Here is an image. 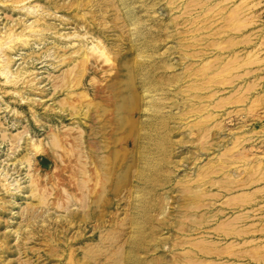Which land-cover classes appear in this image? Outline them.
<instances>
[{"label": "rangeland", "instance_id": "1", "mask_svg": "<svg viewBox=\"0 0 264 264\" xmlns=\"http://www.w3.org/2000/svg\"><path fill=\"white\" fill-rule=\"evenodd\" d=\"M21 1L0 264H264V0Z\"/></svg>", "mask_w": 264, "mask_h": 264}, {"label": "bare ground", "instance_id": "2", "mask_svg": "<svg viewBox=\"0 0 264 264\" xmlns=\"http://www.w3.org/2000/svg\"><path fill=\"white\" fill-rule=\"evenodd\" d=\"M1 1V0H0ZM7 1V0H6ZM21 1V0H20ZM24 1V0H23ZM17 2H18V0H17ZM21 3H22V1H21ZM24 3V2H23ZM30 6H28V8H29ZM37 7V6H36ZM23 8V7H22ZM25 8H26V6H25ZM35 8V7H34ZM24 9V8H23ZM21 10V9H20ZM36 10V9H35ZM38 10V9H37ZM27 11V10H26ZM41 13V12H40ZM29 14V13H28ZM32 14V13H31ZM38 14V13H37ZM34 15V14H33ZM37 19H38V17H37ZM38 21V20H37ZM42 22V21H41ZM43 23V22H42ZM25 30V29H24ZM27 30H25V32H26ZM29 31H30V29H29ZM28 31V32H29ZM38 31V30H37ZM44 32V31H43ZM14 33H15V31H14ZM23 33V32H22ZM27 33V32H26ZM31 33H32V31H31ZM38 33H40V31L38 32ZM48 33H49V30H48ZM10 35V34H9ZM32 35V34H31ZM34 35H35V33H34ZM38 35V34H37ZM36 35V36H37ZM44 35V34H43ZM14 36H15V34H14ZM12 34L10 35V36H8L7 38L8 39H11V40H9V41H13L14 40V37ZM6 37V36H5ZM23 37V35L22 36H18V37H16L17 38V41H18V39H20V38H22ZM29 37V36H28ZM15 38V39H16ZM35 38V37H34ZM43 38V37H42ZM4 39H5V41H4ZM26 39V38H25ZM30 39H31V37H30ZM37 39H39V38H37ZM36 39V40H37ZM7 39L6 38H1L0 37V51L1 50H3L4 49V47L6 48V45H11L10 43H8L7 41H6ZM29 41V40H28ZM14 42V41H13ZM25 42V41H24ZM17 43V42H16ZM23 43V42H22ZM21 43V44H22ZM15 44V43H14ZM26 45V44H25ZM26 47V46H25ZM10 48H11V46H10ZM13 50V49H12ZM104 50V49H103ZM103 50H101L100 51V55L99 56H101L102 55V57L103 56H105V59L107 58V62H111L112 61V59L110 58V57H108V53L106 54L105 53V51H103ZM9 51V50H8ZM89 51V50H88ZM94 52H93V54L95 53V51H98V49H95V50H93ZM91 53V52H90ZM2 54V53H1ZM97 54V53H96ZM2 56V55H1ZM35 56V55H34ZM86 56H87V58H89L90 56L88 55V54H86ZM85 56V57H86ZM4 57V56H3ZM84 61V60H83ZM10 63H11V61L10 60H5L4 59V61L3 60H1L0 61V64H1V66H2V75L3 76H9V75H11V74H9L10 73V70H9V65H10ZM97 63H98V61H97ZM90 65H91V63H90ZM96 70H98V69H96ZM108 70V69H107ZM21 71V70H20ZM23 72H25V71H23ZM21 73V72H20ZM108 73V72H107ZM19 75L20 74H18V77H19ZM26 75V74H25ZM103 76V75H102ZM17 77V76H16ZM21 77V76H20ZM94 78V77H93ZM7 79V78H6ZM18 79V78H17ZM14 80V79H13ZM96 85V84H95ZM94 85V86H95ZM94 101V100H93ZM124 105H121V106H116V108L114 109V111L116 112V113H121L122 111H124ZM102 108H104V107H102ZM93 128V127H92ZM93 130V129H92ZM4 136H6V135H4ZM19 140V139H18ZM20 142V141H19ZM38 148V147H37ZM89 155H90V165H91V167H90V170L88 169V167H86V168H84L83 170H81V173H82V175H85L88 179H90V182H92V181H94L96 178V175L98 174L97 173V170H96V168L95 167H92V165H94L95 166V163H96V159H95V157H94V154L91 152V150H90V152H89ZM27 160V159H26ZM29 160V159H28ZM27 160V161H28ZM82 177V176H81ZM2 179V178H1ZM97 180V179H96ZM4 184V183H3ZM95 185H96V183H95ZM97 187V186H96ZM90 192V194L93 192V191H89ZM35 195V194H34ZM38 195V194H37ZM91 197V200H92V202H93V196H90ZM93 198V199H92Z\"/></svg>", "mask_w": 264, "mask_h": 264}]
</instances>
